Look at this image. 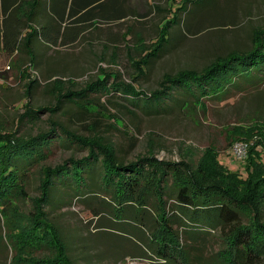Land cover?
I'll return each mask as SVG.
<instances>
[{
  "label": "trees",
  "instance_id": "16d2710c",
  "mask_svg": "<svg viewBox=\"0 0 264 264\" xmlns=\"http://www.w3.org/2000/svg\"><path fill=\"white\" fill-rule=\"evenodd\" d=\"M193 2L185 0L171 18L164 20L163 17L156 39L150 43L145 40L144 31L137 30V24L122 32L121 25H111L120 21V17L102 16L98 30L101 25L118 29L115 35L99 30L107 34L106 43L116 45L118 49L126 44L127 49L138 53L136 57L129 56L136 76L131 82H125L119 73L102 71L101 77L85 87L61 94L54 107L28 106L18 120V128L25 122L39 120L44 112L55 117L65 102L78 107L83 117L93 119L95 116L104 118L108 113L102 102L104 97L109 105L119 107L112 102L113 96L124 98L139 111L155 116L194 109L205 112L210 105H229L241 97V100L257 98L260 101H257L254 112L248 115L249 120L245 121L247 126L252 125L246 133L253 136L257 131L254 125H264V26L253 29L250 43L244 48L231 49L201 68L164 74L158 88L149 94L136 86L138 79L145 77L156 61L170 51L169 47L185 37V30L191 32V25L200 16L208 15L216 5L187 8ZM103 7V0H0V59L15 55L20 59L27 55L31 69H36L37 44L63 48L74 46L94 27L93 20L98 17L95 9ZM156 11L164 12L160 7H156ZM150 13L140 18H146ZM131 42H136L134 48H129ZM138 45L142 48L135 50ZM29 85V97H32L39 81L31 80ZM122 107L134 124L138 120L136 112ZM94 123H97L96 119ZM49 124L45 132L21 136L18 129L8 131L0 122V232L12 227H8V238L0 235V247L1 244H11L17 248L14 237H18L20 247L35 257L29 261L18 258L12 264H75L68 255L62 234L48 218L44 206L51 203L57 185L71 189L74 184L76 193L84 189L90 191L92 187L88 185L86 175L94 171L98 163L101 192L112 191L118 218L115 224L123 223L121 216L126 214L131 217L127 223L137 229L131 233L134 237L132 250H136L133 255L135 264H264V162L261 156L264 147L260 150L258 145L264 144L262 134L258 136L261 141L248 150V175L243 177L238 172L224 170L225 166L217 158L218 149L213 145L205 148L196 167L185 160H159L153 149L147 156L125 162L118 156L116 146L104 137L78 135L53 118ZM233 128L230 140L243 139L239 135H244L242 130L245 127ZM60 144L77 146L88 153L81 160L70 158L56 166L42 167L43 178L40 195L34 201L35 212L21 226L20 221L13 224L14 205L27 193L24 185L28 173ZM170 177L171 189L168 186ZM93 188L96 190V186ZM96 192L84 194L82 198L92 194L100 197L101 194ZM149 197H153L157 205L154 224L147 214ZM102 198L104 202L107 199ZM128 205L134 206L136 211ZM95 216L100 215L96 213ZM148 249L153 253L150 254ZM44 250L48 252L46 256ZM41 252L38 257L37 253Z\"/></svg>",
  "mask_w": 264,
  "mask_h": 264
},
{
  "label": "rangeland",
  "instance_id": "374dc122",
  "mask_svg": "<svg viewBox=\"0 0 264 264\" xmlns=\"http://www.w3.org/2000/svg\"><path fill=\"white\" fill-rule=\"evenodd\" d=\"M152 1L164 12L151 9V13L146 18H140L139 12H136L137 15L130 16L127 21V27L137 24L135 25L137 30L144 31L143 34L148 43L156 39L157 29L163 22L162 18L164 17V20L171 18L172 13H175L185 0ZM193 1L187 5V8L208 7L211 3L216 5L209 12L212 13L211 16L209 13L200 16L191 25V32L185 30V37H181L174 46L169 47L170 51L156 61L151 71L145 77L138 79L136 83L138 89L149 94L158 88V82L166 73H176L185 68H201L231 49L244 48L250 43L253 29L264 26V0H210L209 3L206 0ZM169 9H171L169 12L165 11ZM183 14L181 12V18ZM106 29H108L107 26H102L100 31L105 32ZM100 31L85 34L77 44L71 47H50L43 43L36 45L38 66L34 70L30 67L27 55H23L20 59L19 55L10 59H0V122L8 131L13 132L18 129L21 136H35L41 131H47L53 118L78 135L92 137L98 134L104 137L116 146L118 156L125 162L136 161L140 157L147 156L153 149L159 160L171 162L185 160L195 167L202 159L205 148L213 145L218 149L217 158L219 163L225 166V171L238 172L243 177L248 175L246 162L248 150L254 143L261 141L258 139L260 134H262L261 137L264 136V125L260 124L254 125L257 131L253 136L249 137L246 133L252 125L247 126L248 122L245 123V121H248V115L254 112L256 103L259 101L257 98L241 100V97H238L229 105H210L205 112L194 109L188 112H173L172 115L155 116L139 111L124 98L113 96L112 102L121 106L119 107L109 105L104 97L102 102L108 109L104 118L83 117L79 114L78 107L65 102L55 117H51L49 112H44L39 120L34 123L25 122L18 128V120L28 106L54 107L61 94L69 89L85 87L87 83L101 77L102 71L119 73L125 82L133 80L137 72L129 56L136 57L138 53L127 49L126 44H122L118 49L116 45L106 43V35L111 33L115 35V28L112 32L107 31V34ZM135 43H129V48H134ZM140 48L142 46L138 45L135 50ZM35 79L39 81V85L33 90L32 97H29V84ZM58 81L62 83L59 84ZM122 106L136 112L138 120L134 124ZM94 119L97 123H94ZM238 125L245 127L244 131L242 130L245 132L244 135H239L243 139L230 140L229 134L234 131L233 127ZM241 143L248 146L245 160L237 158L233 153L235 146ZM154 145L155 148H153ZM258 145L262 150L264 144ZM87 153L77 146L67 147L60 144L54 147L46 160L34 166L28 173L24 185L27 196L17 199L15 203L17 208L14 205L13 210L16 212L12 216L13 224L15 221H20L19 226H21L35 212L34 201L40 195L42 167L56 166L70 158L81 160ZM261 156L264 162V154L262 153ZM99 165V163L97 167L95 165L94 171L86 175L88 185L92 189L96 186V190L84 189L83 192L76 193L72 182H70L71 189L65 188L64 185H57L52 193L51 203L44 206V211L58 227L68 246V255L75 264H135L133 255L136 250H132L134 243L132 234L137 229L127 223V219L131 217L126 214L121 216L123 223L115 224L114 221L118 218L115 216L117 214L114 211L116 206L112 199V191L101 192V180L97 169ZM89 176L91 179L88 178ZM171 184L170 177L168 182L170 189ZM95 191L101 194L100 197L92 194L88 198H82L84 194L88 195ZM103 196L107 198L106 203ZM150 198H148V202H151L148 204L147 214L154 224L157 205L153 197ZM128 207L136 211L134 206L128 205ZM96 213L100 216L96 217ZM8 227L0 232L4 238L9 236ZM13 227L16 226L13 225ZM148 229L151 231V228ZM18 239L14 237L17 248L11 244L9 246L1 244L0 262L12 264L18 258L27 261L35 258L28 254L27 249L20 247L21 243ZM216 239L214 241L218 243ZM143 243L147 245L146 242ZM147 251L150 254L153 253L150 249ZM47 253L44 250V256ZM41 255L42 252L37 253L38 257ZM126 255L130 258L124 260L123 257Z\"/></svg>",
  "mask_w": 264,
  "mask_h": 264
},
{
  "label": "crops",
  "instance_id": "0c3cea01",
  "mask_svg": "<svg viewBox=\"0 0 264 264\" xmlns=\"http://www.w3.org/2000/svg\"><path fill=\"white\" fill-rule=\"evenodd\" d=\"M103 1H104L103 9H95V14L98 17H96L95 20H93V23L95 25H94V27H92V29H90V32H99V30H100L99 27H102V25L98 27L99 30L97 29V26L99 25V21L101 22L102 16H105L106 18L107 17L109 18L110 16H112L114 18L120 17L121 18L120 21L113 22V23H111V25L119 24V25H121L119 29L122 32H125L128 29L127 21L130 18V16H136L137 15L136 12H139L138 14H140V15H138V16L141 17V15H144L147 12H151V9L155 11L156 7H160L158 4L153 3L152 0H103ZM93 7H94V5H93ZM69 8H68V10H69ZM78 16L80 17L81 14ZM103 26H106V25H103ZM107 27L110 28L108 30L109 32L113 31V28H111L109 26H107ZM117 30L118 29H116V31ZM105 33H108V32L105 31ZM37 45H39V44H37Z\"/></svg>",
  "mask_w": 264,
  "mask_h": 264
},
{
  "label": "built area",
  "instance_id": "2783aa9c",
  "mask_svg": "<svg viewBox=\"0 0 264 264\" xmlns=\"http://www.w3.org/2000/svg\"><path fill=\"white\" fill-rule=\"evenodd\" d=\"M235 147L236 148L234 149L233 153L237 156V158L245 160L244 156L247 154L248 146L241 143V144H237V146H235ZM243 150H244V152H242Z\"/></svg>",
  "mask_w": 264,
  "mask_h": 264
}]
</instances>
